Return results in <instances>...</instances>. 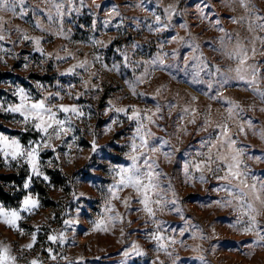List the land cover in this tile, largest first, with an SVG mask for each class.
I'll return each mask as SVG.
<instances>
[{
  "label": "rangeland",
  "instance_id": "obj_1",
  "mask_svg": "<svg viewBox=\"0 0 264 264\" xmlns=\"http://www.w3.org/2000/svg\"><path fill=\"white\" fill-rule=\"evenodd\" d=\"M203 2L204 0H83L81 5V0H25L27 11L23 15L0 9L3 23L11 30L10 35L5 33L3 41L9 51L0 50V103L5 106L19 103L16 89L23 87L31 99L47 98V103L57 111L61 119L68 115L55 107L61 103L77 104L85 113H92L90 119L87 116H72L75 131L58 139L54 137L52 143L56 145L55 149L50 146L41 147V171L50 180L33 176L28 189L15 184L7 186L8 192L16 196L17 202L11 206L0 201L5 208L20 209L23 197L28 193L41 201V207L33 213L21 210L24 218L19 223L25 230L23 234L0 219V244L11 245L13 254L21 257L19 264H28L33 258L41 259L42 264H153L157 257L159 260L156 264H160V261L163 264H172L177 256L179 260L176 264H202L198 258L201 253L195 250L197 246L202 249L209 264H264V248L253 247L252 254H246L256 234L231 226L237 219L247 220V216L237 207L239 201L227 208L212 203L229 196L224 191H216L218 185L238 184L239 181L216 179V176L224 175L221 170L215 173L206 171L207 183L199 180L194 185L184 182L183 163L186 160L206 158L203 154L209 152V144L219 136L215 122L226 116L227 102L220 98L210 99L215 94L217 85L213 84L209 89L206 82H211L213 76L208 74L207 69L201 71L200 82H193L198 64L194 57L198 53L182 41L168 42L169 38L177 33L187 38L191 32L193 38L200 42L204 55L213 64H219L225 71L238 64L226 51L213 49L212 42L219 48L220 38L225 37L226 33L220 32L207 19H197V5ZM225 2L226 0H208V3L215 5L208 15L211 17L214 13H219L218 18L227 34L232 36L231 40H225L227 48L234 47L237 38L249 49L255 46L256 55L253 56L249 51V60L246 63L257 66L259 83L255 87L264 89V41L259 39L264 38V28L260 27L264 20L256 19L257 14L264 17V0H250V4L255 5L252 11L242 7L238 0H233L234 10L232 7H225ZM141 3L143 6H138ZM57 4L62 15L57 14ZM113 5L118 6L119 15L111 11ZM168 5H177L183 10V14L173 15L171 21H166L167 14L164 9ZM19 11L18 7L17 12ZM49 13L52 21L48 19ZM156 15L161 17L160 23L168 22L172 27L153 31L152 28L159 26L155 21ZM233 16L244 19L233 22L229 18ZM106 19L109 20L107 24ZM185 21L190 28L181 27ZM17 26L22 31H17ZM59 31L67 35H57ZM24 33L41 37L44 53L36 50L34 42L21 40ZM93 38L105 43L95 45L92 43ZM174 50L177 55H173ZM47 52L53 53V56L46 57ZM158 53L161 56L167 54L164 58L169 67L154 68L150 64ZM125 55L127 63L124 62ZM57 56L64 59L58 60ZM96 56L100 59H95ZM85 59L91 62L86 69L77 68L75 73L66 72V69ZM25 63L29 65L28 68L24 67ZM105 64L108 67H104ZM113 64L119 66V71L112 69ZM146 67L149 75L144 78L143 83H136L137 77L141 76ZM248 73L250 75L251 69H248ZM231 75L234 76L235 73ZM84 81H88L87 86ZM130 83H135V93ZM93 84L97 87L93 88ZM56 93H60V96ZM193 96L199 99L194 101ZM223 96L244 107L243 119L252 118L257 127L262 126L264 111L261 109L264 108V101L246 80H231L223 90ZM109 101L117 107L137 105L142 110L154 111L157 104L161 107L160 115L164 119H157L159 127L157 124L148 125L156 134L151 139L153 144H158L160 137H167L171 146L175 147L176 154L171 158V163L164 160L162 152L154 153L153 156L159 159L160 168L167 173V176L161 175L159 178L166 196L171 200L172 192L168 189L171 180L184 209L183 215L167 209L157 211L156 218L167 222L161 227L165 235L173 234L171 230L175 229L177 243L170 249L172 256L164 251L158 252L156 241L146 236V232L155 231L157 226L146 212L136 211L143 206L139 203V194L133 188H124L119 193V198L112 200L116 208L110 213L104 212L108 185L118 179L113 167L131 163L126 153L130 151V140L135 128V122L121 113L119 120L123 122L118 121L111 131H106L107 125L117 116L114 109L106 111ZM170 103L175 105L171 109ZM187 104L200 110L196 124H187V120L180 119L182 109ZM209 106L213 123L201 131L199 129L203 123V113ZM23 120L21 113L3 114L0 110V131L10 137H19L27 147L30 141L39 142L44 134L35 128V121L30 119L25 124ZM177 124H187L189 129L188 134L181 133V142L173 135L178 131ZM231 127L235 133L236 123L231 122ZM73 136L77 139L73 140ZM93 140L98 145L95 151L92 150ZM238 140L239 146L246 148L249 155H262L264 140L253 135L251 129H248L247 136L240 134ZM68 144L72 145L70 150ZM168 147L165 146V150ZM217 148L221 153L228 151L222 142ZM69 151L71 157L66 155ZM216 151V148L212 149L213 156ZM49 161L52 163L49 164ZM140 163L143 165V159ZM247 163L250 166L247 182L257 185L264 182V163H256L250 159ZM9 164L11 166H6ZM217 164L221 169L226 167L223 161L217 160L212 168L215 169ZM9 175L21 176L24 185L26 178L32 175L30 165L23 159L5 161L0 153V176ZM73 192L76 193V198ZM80 193L84 195L80 196ZM129 196L132 197L130 213L122 202ZM77 208L80 209L79 212ZM117 211L124 216L123 222H108V231L94 230L93 221L101 217L107 221V217L115 215ZM187 218H191L188 220L189 224L200 227L195 238L188 232L180 235L179 230L185 227ZM257 219L260 226L264 227V212ZM65 220L70 223L65 225ZM129 220L132 222L128 223ZM37 225L40 228L37 243L32 249H22L21 245L31 241V232ZM62 232L67 239L61 242L59 235ZM52 234L57 235V241L48 239ZM181 240L184 243H180ZM134 243H138L144 251L137 254L132 248ZM49 247L54 250L55 260L47 252ZM126 249L129 250L128 256L124 255Z\"/></svg>",
  "mask_w": 264,
  "mask_h": 264
},
{
  "label": "snow or ice",
  "instance_id": "obj_2",
  "mask_svg": "<svg viewBox=\"0 0 264 264\" xmlns=\"http://www.w3.org/2000/svg\"><path fill=\"white\" fill-rule=\"evenodd\" d=\"M239 4L252 11L255 9V5L250 4V0H238ZM81 5H83V0H81ZM138 6H143L142 3ZM225 7H232L234 10L233 0H226ZM19 7L20 11L17 12V8ZM57 8V14L62 15L59 12V4L55 5ZM97 7H100L97 5ZM215 8L214 4L208 3V0H204L202 4L197 5L198 16L197 19H207L210 23H213L214 26L218 28L220 32L226 33L225 37L220 38V47H215L214 42H212L213 49L215 51H226V54L230 57H234L238 64L235 68L229 67L227 71L221 68L219 64H213L208 58L204 55L203 50L201 48V44L197 39H194L191 32H189L188 37L179 36L177 33L175 36L169 38L168 42L179 40L182 41L185 45L189 46L193 51L197 52V56L194 57L198 61L197 71L193 75V82H200L199 76L201 71L204 69L208 70V74L213 76V80L211 82H206L208 84L209 89L213 87V84L217 85V89L215 94L210 97L212 100H217L218 98L227 102V113L226 116L222 117L221 120L215 122V127L219 129V136L215 141L209 144V152L205 155V159L203 160H192L185 161L182 166V172L184 177V182H191L193 185L196 180H199L201 183H207L208 177L205 175V172L215 173L216 171H224V175L216 176L218 180L229 181L231 179L239 181L238 184H222L216 187V191H224L225 193H229V196L220 198L212 201L213 204L221 206V207H230L233 205L235 201H239L237 207L247 216L246 221H241L237 219L232 227H240V230L244 232H254L256 234V238L249 245V252L246 254H252L251 248L259 247L264 248V227L260 226V222L257 217L264 212V182H260L259 185L257 183L249 184L248 177L250 175L249 164L247 160H252L256 163H264V150H262V155H249L246 148L239 146L238 137L240 134L244 136L248 135V129L252 130L253 135H258L261 140H264V121L261 122L262 126L257 127L255 121L252 118L243 119L242 114L244 113V107L228 97L223 96V90L226 88L227 84L231 80H242L247 81L248 85L252 88V90L260 96L261 100L264 101V89L255 87L256 84L259 83L256 73L259 71L256 65L247 64L246 62L249 60V51L254 56L256 55L255 46L251 47V49L247 48L243 43L240 42L239 38H237L235 46L232 48H227L225 44V40H231L232 36L227 34V30L223 26L221 19H219V13L216 12L213 16H209L208 13L211 12ZM0 9L10 10L18 15H23L24 12L27 11L25 7V0H0ZM34 11V9H33ZM47 11V9H45ZM111 11L116 15H119L118 6L113 5ZM164 12L167 14L165 19L166 21H171L173 15H182L183 10H180L177 5H168ZM233 20V22H239V20L244 19L243 17H229ZM49 21H52V15L49 13L48 16ZM256 19L264 20V17L260 15H256ZM4 18L0 17V50L9 51L3 41L5 40V33L8 35L11 34V30L7 29L5 24L3 23ZM155 21L158 23V27L152 28L153 31H160L161 28L168 29L172 27V25L168 22L160 23L161 17L159 15L155 16ZM109 22L108 19L105 20V24ZM123 21L121 20V23ZM39 25V22H37ZM152 27L151 25L149 26ZM184 28H190L191 26L185 21L184 24L181 25ZM261 28H264V24L260 25ZM62 28V23H61ZM17 31H22L19 26L16 28ZM57 35H67V33L63 31L57 32ZM264 41V38H259ZM21 40L32 41L35 44L36 50L44 53V48L41 46V37L38 36H28L26 33L22 34ZM92 43L95 45H103L105 42L99 39H92ZM138 46V45H134ZM162 48L163 45L161 44ZM119 51V49H117ZM178 53L174 50L173 55H177ZM167 54L165 53L164 56ZM46 57H52L53 53L47 52L45 53ZM69 56H72L69 53ZM164 56H161L159 53L155 58L150 61V64L154 68H167L169 65L166 64ZM58 60L64 59V57L57 56ZM74 58V57H73ZM95 59L99 60V56H96ZM5 63L7 61H4ZM124 62L127 63L128 59L125 55ZM148 64L149 62H145ZM91 62L87 59L80 60L77 64L72 65L68 69H66L67 73H75L77 68L86 69L90 66ZM28 64L25 63L24 67L28 68ZM104 67H108L107 64ZM112 69L119 71V66L116 64L112 65ZM248 69H251V73L249 75ZM231 73H235V75H231ZM149 75V70L146 67L145 71L141 73L140 77H137L136 83H143L144 78ZM59 83V81H57ZM87 86L88 81H84ZM130 86L135 93V83H130ZM93 88H96L97 85L93 84ZM17 95L19 96V103L12 104L9 103L6 106L3 103H0V110H2L3 114L8 113H21L24 117L23 123L27 124L31 119L35 121V128L39 129L44 135L39 142H29L26 147L20 140L19 137L8 136L3 131H0V153L3 154L5 161L11 160H25L28 165H30V170L32 175L28 176L24 182L23 187L28 189L32 183L33 176L42 177L44 180H50V177L43 171H41L40 166V151L42 146H50L55 149L56 145L52 143L53 138H60L62 135H66L67 133L74 132L75 128L72 125V116H76L77 118H83L87 116L89 119L92 116L91 112L85 113L80 105L77 104H65L61 103L55 107L61 110L66 115L63 119L59 118L57 111L53 110V107L49 106L47 103V98H41L38 100L31 99L27 94L26 90L23 87H18L16 89ZM157 94H159V89H157ZM207 94V93H206ZM57 96H60V93H56ZM79 95V94H78ZM141 95H144L141 93ZM178 95V94H177ZM63 99V97H61ZM199 97L193 96L192 100H198ZM108 108L106 111H112L114 109L117 116L112 119L111 123H109L106 127V131H111L113 125L117 124L119 121L122 123L123 121L119 120V114H124L129 120L135 122L134 135L130 140V151L126 153L129 156L131 163L127 166L117 165L113 167V172L118 179L108 185V198L105 203L104 212L110 213L112 210L116 208V205L112 203V200L119 198V193L124 189L131 187L136 193L139 194V203L143 206L142 209H136V211L143 210L148 215L153 218V223L157 226L156 230L147 233L146 236L154 241H156V250L164 251L167 255L172 256L173 252L170 250L172 246L177 243L176 236L174 235L175 229L171 230L173 234L165 235L164 231L161 230L163 224L167 223L165 221L158 220L157 211H164L165 209L169 211L177 212L178 214L183 215L184 209L181 205V200L177 193L175 185L169 181L168 189L172 192L171 200L166 196L161 183L160 177L161 175L167 176V173H164L160 168V162L158 158H154V153L163 154L164 160L171 163V158L175 156L176 149L171 146L170 140L167 137H160L158 144H153L152 137H155V133L152 132L151 128L148 127L150 124H157V119H164L161 113V107L157 104L155 110L152 109H140L137 105H131L129 107H117L112 104L111 101L108 102ZM175 105L169 104V109L173 108ZM129 108L131 110H129ZM199 108L195 107L191 104H187L182 109V115L180 119L187 120V124H196L197 115L199 113ZM264 111V108L261 109ZM231 122L236 123V132L234 133L231 127ZM212 113L210 106L205 109L203 113V123L199 130L203 131L204 127L212 124ZM187 124L180 125L177 124L176 128L177 132H174L173 135L177 136L178 142L180 141L181 133L188 134L189 129ZM159 127V125L157 124ZM167 131V129H165ZM77 137L73 136V140H76ZM223 143L228 149L226 153H221L217 148V145ZM205 143V141H202ZM165 146H169L168 150H165ZM67 147L69 150L72 145L68 144ZM98 147L95 140L92 141V150L95 151ZM253 147H255L253 145ZM216 148L217 151L215 156H213L212 149ZM82 151V149H81ZM69 157H71V151L66 153ZM57 159H59V153H57ZM141 159H143V165L140 163ZM223 161L226 166L224 169L220 168V165L217 164L216 168L213 169L212 165L217 161ZM49 164L52 161L48 162ZM6 166H11L6 165ZM253 180H256L255 177H252ZM80 196H83L84 193H80ZM74 198H76V193L73 192ZM132 197H126L123 199V204L126 208H128L129 213L132 211L130 207V201ZM207 206V205H202ZM41 207V201L39 198L34 197L31 193L26 194L23 197L20 209L17 208H5L3 204H0V219H3L5 223L15 228L19 233L23 234L24 229L21 227L19 221H21L24 217L22 216L21 210H26L27 213H33L35 210ZM80 209L77 208V212ZM191 218H187L185 220V227L179 230L180 235L183 236L185 232L190 233L192 238H195L197 233L200 231L199 225L189 224L188 220ZM124 221V216L120 214L118 211L115 215H109L107 217V221L104 217H101L98 220L93 221L94 230H104L108 231V222H116ZM132 221L129 220L128 223ZM70 221L65 220L64 224L68 225ZM39 226H35V230L31 232V241L26 245H21V248L24 249H32L34 245L37 243V234L39 232ZM50 241H57L58 237L55 234H52L48 237ZM67 237L62 232L59 235V240L65 241ZM180 243H184L183 240L179 241ZM132 248L136 251L137 254H140L144 251V249L138 244L134 243ZM200 252L199 259L202 261V264H209V262L205 259L202 254V249L198 246L195 249ZM47 252L50 255L52 260L56 259L53 248L49 247ZM129 250L124 251V255L128 256ZM21 257L13 254L11 245L0 244V264H19V260ZM67 259V257H64ZM159 260V257L153 261V264H156V261ZM179 260V257H175L172 261V264H176V261ZM28 264H42V260L39 258L31 259ZM160 264H163V261H160Z\"/></svg>",
  "mask_w": 264,
  "mask_h": 264
},
{
  "label": "trees",
  "instance_id": "obj_3",
  "mask_svg": "<svg viewBox=\"0 0 264 264\" xmlns=\"http://www.w3.org/2000/svg\"><path fill=\"white\" fill-rule=\"evenodd\" d=\"M11 184H15L17 187L22 188L23 178L17 175L0 176V201L5 205L12 206L17 202V198L7 190V186Z\"/></svg>",
  "mask_w": 264,
  "mask_h": 264
}]
</instances>
